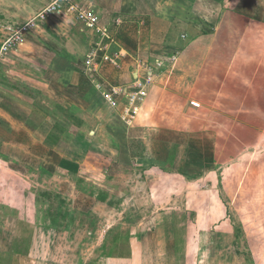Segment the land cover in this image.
Instances as JSON below:
<instances>
[{
	"label": "crops",
	"instance_id": "0c3cea01",
	"mask_svg": "<svg viewBox=\"0 0 264 264\" xmlns=\"http://www.w3.org/2000/svg\"><path fill=\"white\" fill-rule=\"evenodd\" d=\"M50 1L18 3L27 13L25 21L0 51V57L9 51L13 58L17 53L11 47L18 46L36 62L22 75L42 97L35 102L11 98L8 87L7 96L0 93V160L5 163L0 172L7 177L22 173L29 182L15 186L23 190L41 181L36 197L48 206L41 216H29L26 208L32 202L25 194L15 199L16 187L4 181L11 192L0 196V264H50L61 229L34 220H59L58 205L66 203L76 210L84 185L96 192L89 197L104 203L102 215L91 217L105 223L87 232L96 237L95 246L82 264L97 260L101 255L94 257V252L100 251L106 256L97 264H167L158 258L159 251H167L160 239L175 230L173 252L187 253L188 242L178 237L179 229L167 230L166 221L174 216L157 209L159 197L153 192L160 185L151 178L171 176L212 188L223 171L243 164L247 171L264 153V0H137L135 9L122 0H74L95 13L112 39L104 40L109 47L98 52V71L89 77L85 61L99 37L84 31L74 14L39 22L16 45L15 32ZM117 12L124 14L116 16L119 24ZM114 53L122 55L118 67L102 59ZM149 73L153 85L134 121L127 122V101L118 98L114 109L103 94ZM5 103H25L26 113L19 116ZM26 103H40L47 120H35ZM155 103L164 104L165 114L157 113ZM167 107L175 114L168 115ZM53 196L59 197L57 203ZM175 218L174 225L183 220ZM13 224L21 238L14 235ZM26 224L32 228L24 241Z\"/></svg>",
	"mask_w": 264,
	"mask_h": 264
},
{
	"label": "rangeland",
	"instance_id": "374dc122",
	"mask_svg": "<svg viewBox=\"0 0 264 264\" xmlns=\"http://www.w3.org/2000/svg\"><path fill=\"white\" fill-rule=\"evenodd\" d=\"M22 1L12 0V2H8L7 0H0V24H4L3 27H0V51H2L5 39L12 36V30H16L21 25V22L25 21L24 16L27 13L20 11V6L18 7V3ZM122 2L123 6L126 5L125 7H127V3L130 6H134L132 7L133 9H135L134 4L137 5V0H122ZM151 2L155 4L156 0H151ZM139 3L149 4L150 0H139ZM114 15L116 20V16L121 18L124 14L117 12ZM117 21L119 20L117 19ZM12 23H14V27H8ZM31 35L33 34L28 35V37ZM12 48L13 53H17L13 55L14 57L12 56L13 58L9 57L8 53H12L9 51L7 54L3 52L0 57V84L2 88L0 93L5 96L7 94L6 87H8L11 98L15 96L24 97L29 101L35 102L42 97L33 88L35 85L28 81V78L24 81L26 77H23L22 74H25V70L30 68L34 70L37 64L28 54V56L24 55L25 52L20 50L21 47L12 46ZM6 67L9 68V72L11 71L21 76L8 74ZM13 68H15L14 71ZM86 75L89 77L88 74ZM28 82H30L29 85H27ZM156 99L157 102H162L164 98L158 95ZM17 101H21V99L18 98ZM5 104H8L11 112L14 111L19 116L26 113V110L21 107L25 103ZM26 105L31 107L35 120L41 122L47 120V111L42 110L40 103H26ZM163 105V103H155L154 107L158 106L156 108L157 113L160 114L162 112L160 107ZM167 109L168 115L172 116L175 114V112H169V107ZM149 111H152L150 105L147 107V112ZM162 114H165V112L163 111ZM254 158V162L249 165V170L247 169V171V167L244 164L238 168L223 171L219 184L212 188L201 187L202 185L184 184L185 182L183 183V181L181 182L171 176H168V179L165 178L167 176L163 175L159 176V179L151 178L154 183L157 182L160 185L153 192L155 196L159 197L158 202L160 203L157 209L160 212H167L169 217L174 216V221L171 218L166 221L167 230L169 228L179 229L181 233L178 237L181 240L183 239L184 242H188L187 253L183 249L182 251L173 252L171 249L173 247V235L175 234H173V231L175 232V230L168 231L165 237L166 240L160 239V242L165 244L167 249V251H159L157 253L160 261H167V264H186L185 261L189 259L187 261L188 264H264V153ZM4 164L1 159L0 165L4 166ZM15 173H10L7 177V172L1 170L0 196L11 192L10 187L6 191L5 180L11 181L14 186L22 185L24 181L29 182V180L22 178V173L17 171ZM39 182V187L30 183L27 190L17 186H15V189L18 190L15 191L14 189L13 197L15 199L18 197L22 198L25 194V197L32 202L26 208V213L29 216L32 214L41 216L42 212L48 209L44 201L36 197L37 192L43 189L41 181ZM32 191L33 194L31 193ZM50 191L53 192L54 190L51 189ZM79 191L81 194L78 196L77 203L73 205L78 210H71L69 208L71 205L66 203L67 205H62L63 209L67 208L63 214L65 216L64 219L51 221L34 220L35 223L51 222L61 229L55 239V253L49 262L50 264H82V261L88 257L91 248L95 246L96 237L88 236L87 232H95L102 223H105L104 218L91 217V214L102 215L101 211L104 209V203H102L101 198L98 197L94 200L93 197H89L88 194L90 196L96 195V192L87 185L82 186ZM52 199L56 203L59 201V197L53 196ZM56 203L51 204V207L55 209ZM106 211H108L107 208ZM181 216L183 220H178V223L174 225L176 223L175 217ZM12 226L14 235L17 234V237L21 238V229L16 228V232H14V224ZM26 227L27 230L23 231L24 241L27 239L28 229L32 228L28 224H26ZM26 244L27 242H23L20 247ZM100 252H94V257L106 256L104 252L103 254ZM41 254L45 253L41 252ZM99 258L93 260L90 264H97Z\"/></svg>",
	"mask_w": 264,
	"mask_h": 264
},
{
	"label": "built area",
	"instance_id": "2783aa9c",
	"mask_svg": "<svg viewBox=\"0 0 264 264\" xmlns=\"http://www.w3.org/2000/svg\"><path fill=\"white\" fill-rule=\"evenodd\" d=\"M69 14H74L77 21L84 25V31L96 34L99 37V41L95 44L94 48H92L88 58L85 61L86 74L96 73L99 67L98 62L96 61L97 54L101 51H107L109 44H105L104 40L110 38L106 29L100 25L98 17L95 15V13L92 10L86 9L76 4L74 0H51L50 3L40 12H38L27 25L15 32L14 41L16 42V45H22L21 41L23 32L34 29L37 27L39 22L45 21L51 16L63 17L68 16ZM116 23L119 24L120 22L117 21ZM110 41H112V39H110ZM6 45L7 44H4L3 47H6ZM121 56V53L105 54L102 59L103 61L109 62L112 65L118 67V62ZM152 85L153 80L151 78V74L149 73L144 78L137 79L129 85L111 88L109 91L103 94V97L105 102L114 109L117 108V99L121 97L124 98L128 103L124 118L127 120V122H132L138 115L140 106L143 104L145 97ZM96 87L98 90L101 88L99 85Z\"/></svg>",
	"mask_w": 264,
	"mask_h": 264
},
{
	"label": "trees",
	"instance_id": "16d2710c",
	"mask_svg": "<svg viewBox=\"0 0 264 264\" xmlns=\"http://www.w3.org/2000/svg\"><path fill=\"white\" fill-rule=\"evenodd\" d=\"M58 206H59V209L57 210V213L60 214V219L62 220V219L65 218V216H64L63 214L65 213V210H67V208H66V209H65V208L63 209V208H62V205H58ZM60 206H61V207H60ZM62 210H64V211H62ZM60 219H59V220H60ZM236 234H237V233H236Z\"/></svg>",
	"mask_w": 264,
	"mask_h": 264
}]
</instances>
